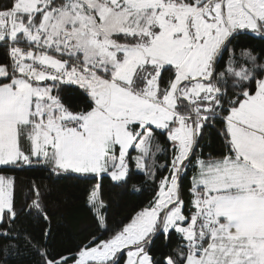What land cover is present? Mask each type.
Masks as SVG:
<instances>
[{
  "label": "snow or ice",
  "instance_id": "1",
  "mask_svg": "<svg viewBox=\"0 0 264 264\" xmlns=\"http://www.w3.org/2000/svg\"><path fill=\"white\" fill-rule=\"evenodd\" d=\"M256 39L264 0L0 2V171L42 163L95 180L87 203L110 233L68 255L25 237L39 264H264V48L244 46ZM218 123L224 151L205 157L200 141ZM161 136L169 175L148 207L109 227L103 181L127 187L133 162L155 180L146 161L167 152ZM15 186L0 174V254L17 247L20 212L50 234L38 186L19 211Z\"/></svg>",
  "mask_w": 264,
  "mask_h": 264
},
{
  "label": "trees",
  "instance_id": "2",
  "mask_svg": "<svg viewBox=\"0 0 264 264\" xmlns=\"http://www.w3.org/2000/svg\"><path fill=\"white\" fill-rule=\"evenodd\" d=\"M244 46L255 47L259 52L264 48V43L256 39L245 41ZM73 103H79V99L73 97ZM220 126L218 123L216 127L206 129L200 141L205 157L209 153L215 156L224 151L222 137L217 133ZM158 143L168 150L156 152L154 158L150 157L156 173L155 180H150L142 172L135 171L132 164L127 187L117 186L110 178L103 181L101 198L104 203V217L109 227L121 221L127 223L136 212L148 207L158 191L159 180L164 174L169 175L168 169L161 167L169 164L172 158L168 147L169 142L166 136H161ZM0 174L15 179V201L18 211L24 207L26 198H30L33 185L38 186L42 203L51 221L50 234L45 236V231L49 228L48 222L35 214L28 216L20 212L14 225V235L17 236V240L13 242L17 243V247L5 254H0V264L5 262L6 264H39L41 258L36 254L35 249L24 247L25 237L39 242L42 248L68 255L75 253L79 246L86 243L92 235H98L103 239L110 235V233L101 234L97 215L87 203L91 185L96 182L95 180L78 179L76 178L78 174L74 173L57 176L42 163L7 172L0 171ZM193 174L189 169L181 182L182 198L186 204L190 200L188 189L191 186L190 179ZM4 243L6 242L0 239V244ZM177 243L178 237H174L169 242H165L162 238L156 239L151 245L152 254L162 259L176 247Z\"/></svg>",
  "mask_w": 264,
  "mask_h": 264
},
{
  "label": "rangeland",
  "instance_id": "3",
  "mask_svg": "<svg viewBox=\"0 0 264 264\" xmlns=\"http://www.w3.org/2000/svg\"><path fill=\"white\" fill-rule=\"evenodd\" d=\"M148 162H149V163H148ZM146 163L149 165V167L152 169V171H154L153 164H152V160L150 159V157H149V160L146 161ZM133 164H134V162H133ZM134 170L137 171V172H139V171L135 168V165H134ZM154 172H155V171H154ZM165 176H168V174H164V175L161 177V179H162L163 177H165ZM161 179H160V180H161ZM160 180H159V181H160ZM88 197H89V195H88ZM87 201H88V198H87ZM103 204H104V203H103ZM93 210H94V209H93ZM96 211H97V210H94L95 214H96ZM98 211H99V213H100L102 216H104L103 207H102V208H99Z\"/></svg>",
  "mask_w": 264,
  "mask_h": 264
}]
</instances>
